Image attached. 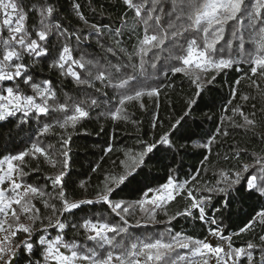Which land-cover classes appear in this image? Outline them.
I'll return each instance as SVG.
<instances>
[{
    "label": "trees",
    "instance_id": "obj_1",
    "mask_svg": "<svg viewBox=\"0 0 264 264\" xmlns=\"http://www.w3.org/2000/svg\"><path fill=\"white\" fill-rule=\"evenodd\" d=\"M19 2L28 13L26 27L32 38H36L35 31L41 27L38 9L44 5L55 10L45 21L50 32L49 39L42 43L46 44L48 54L40 57L25 54L23 58L32 82L41 86L44 81H49L48 87L55 96L48 101L49 113L29 112L25 116L18 112L4 119L11 145L0 149V159L30 151L34 143L48 154H30L21 165L26 174L20 182L37 187L44 194L31 199L35 206V218L30 220L33 252L30 254L22 247L18 248L13 264H45L44 246L38 243L45 233L48 237L61 235L65 241H75L82 252L96 248L82 227L85 220L120 224L128 229L126 235L117 237V241L124 242V247L113 249L105 245L103 249H97L100 255L107 251L121 253L132 241L149 234L164 233L169 237L177 232L192 231L191 235L202 237L207 227L219 229L222 236H228L232 249L249 251L251 264H264L261 258L264 241L260 240L264 236V225L260 223V217L253 221L257 213L264 211V196L248 189L246 179L249 175L257 176V183L264 179V75L259 71L253 75L251 63L238 62L223 71L205 73V81L198 88L190 75L173 71V68L183 65L171 57L182 55L183 51L177 47L170 54L167 48L171 43L162 52L156 49L149 52L144 57V70L137 67L134 72L132 66L141 63L136 50L137 37L143 35V25L135 16V10L129 8L124 0ZM252 2L248 0L249 4ZM74 4L79 5V9L74 8ZM163 6L166 12L170 11L171 0H164ZM145 7H151L150 2ZM246 21L243 20L242 25L238 21H229L224 26L225 32L229 27L234 30L242 28ZM167 22L165 17V27ZM3 32L2 35L5 34ZM202 35L189 31L178 38V43L187 47V41L196 38L202 44ZM65 45L72 49L74 59L82 58L85 62L84 68L74 65V70L89 83L81 84L72 76L62 74L66 73L67 65L64 70L55 66ZM157 55L159 59H156ZM113 65L120 66L121 70L117 72ZM100 72L105 73V79L96 78ZM129 75L137 78L133 86L117 88L121 79ZM212 76L215 79L209 83ZM16 86L25 95H34L31 85L24 84L22 80L2 82L3 88ZM153 88L158 92L155 96L144 95L138 100L125 101L123 105L119 103L124 95H134L135 90L147 92ZM93 100L97 103L92 104ZM81 102L88 116L79 119L74 127L61 128L60 124ZM58 104H66L67 109L57 110ZM117 108H123V111L118 114L119 118L114 119ZM245 118L253 123L247 124ZM45 125L49 126V131L41 134ZM165 135L169 140L167 144L160 142ZM149 144L156 147L136 169L135 179L118 188L113 185L114 191L109 196L113 202L123 201L125 206H132L129 213H121L128 222L124 225L108 204L99 201V197L111 178L122 174L125 166L131 165ZM65 151L68 153L67 169H63L65 157L62 153ZM257 160L262 163H256ZM244 165H249L247 172L243 171ZM61 170L66 172L63 190L70 202H99L81 204L78 209L63 212L58 197L60 187L53 186L51 179ZM238 172L241 173L240 183L229 187V182L236 178ZM169 178L186 182V187L175 199L157 208L152 219L140 210L136 202L141 200L146 190L159 187ZM191 185L194 186L190 189L193 195L210 197L204 205L206 218L203 222L194 217L197 210H193L192 215H177L189 207L187 190ZM221 188L227 191H216ZM25 218L26 215L21 216L20 222L26 221ZM57 218L66 225L63 231L53 226ZM212 219H215V224L210 222ZM250 223L254 225L252 228L240 232ZM26 236L18 232L13 242L18 243ZM249 242L255 247L248 249ZM237 264H250L247 255L241 256Z\"/></svg>",
    "mask_w": 264,
    "mask_h": 264
},
{
    "label": "snow or ice",
    "instance_id": "obj_2",
    "mask_svg": "<svg viewBox=\"0 0 264 264\" xmlns=\"http://www.w3.org/2000/svg\"><path fill=\"white\" fill-rule=\"evenodd\" d=\"M149 2L151 7L146 8L145 5ZM124 3L129 8L135 10V16L139 18L140 23L143 25V35L142 37L139 35L137 37L138 45L136 50V54L141 58V63L139 66H132L134 72L137 67L141 71L144 70V64L146 63L144 57L149 52L153 49L162 52L165 50L166 45L171 43V47L167 48L170 54L177 47L183 51L182 55L171 57L177 59L183 65L182 67L173 68V71L176 73L184 72L186 75L191 74L194 77L193 83H197V87L199 88L200 75L189 73L188 69L194 66L201 73H208L220 72L232 67L235 62L231 58L233 41L228 40L226 44L229 53L228 58L224 56L226 51L225 46L217 47V45L224 39V26L229 21H238L242 25V21L246 19L249 27L259 37V39L255 40V51L245 53L243 35H238L240 32L239 28L233 31L232 36L240 41L241 54L250 57L251 73L256 75L259 71L261 75H264V0H253L251 4L248 3V0H171L172 7L167 12L163 6L164 0H142L140 3H134L133 0H124ZM73 7L79 9V5L74 4ZM54 11L53 7L44 5L38 9L41 17V27L35 31L36 38H32L29 29L26 27L28 13L21 6L19 0H0V13H3V20L0 21V24L8 31L7 38L0 41V81L22 80L24 84L31 85L34 93V95H25L20 91L19 86L0 89V120L14 116L18 112H22L25 116L29 112L40 115L49 113L48 101L55 96L51 88L48 87L50 82L44 81L43 87L33 83V78L28 73L27 65L23 62V58L25 54L36 57L48 54V48L42 42L49 39L50 27L45 21L49 17H52ZM165 17L168 18L166 27L163 24ZM81 19H83L82 16ZM189 31L202 33V44L196 38L189 39L187 47L178 43V38L184 36ZM117 33H120L119 29ZM108 50L111 51V49ZM159 58V55H157L156 59ZM129 59H131V56ZM66 65H68L66 73L62 72V74L72 76L78 83H89L81 79L80 74L73 69V65L84 68L85 62L82 58L80 60L74 59L72 49L68 45H65L60 50L55 66L64 70ZM155 66L153 63L152 67L155 68ZM113 67L116 68L117 72L121 70L120 66L113 65ZM96 78L103 80L106 78V75L104 72H100ZM136 79V76L129 75L127 78H122L116 87L119 89L132 87ZM214 79L215 76H212L208 82L211 83ZM157 94L158 92L154 88L147 92L135 90L134 95H124L119 103L123 105L125 101L138 100L144 95L155 96ZM36 97H39L40 102H37ZM243 99H247V97H243ZM96 103L97 101H92V104ZM141 106L143 107V105ZM66 109V104L57 105V110L64 111ZM122 111L123 108H117L116 113L113 114V118H119L118 114ZM86 116H88V111L83 107V102L76 104L73 114L67 116L63 123L60 124V127H74L79 119ZM245 121L247 124L253 123L252 120L247 118H245ZM179 123L177 121V124ZM48 131L49 126L45 125L41 134ZM160 142L167 144L169 142L168 136L161 137ZM64 143L67 144L68 141L65 140ZM155 147V144L147 145L137 155L131 165L125 166V171L122 174L111 178L110 184L106 185L104 192L99 197V201L108 204L111 211L120 217L124 225H127L128 222L121 213H129L132 206H125L123 201L113 202L109 199L110 194L114 191L113 185L118 188L130 179H135L134 174H138L136 173V169L144 163V157L151 153ZM30 154L48 155L43 147L34 143L30 151L21 152L18 155L5 157L3 160H0V216L4 217L3 220H0V232L7 233L0 239V264H12V257L15 255L16 248L22 247L30 254L33 252L34 245L30 242L33 226L32 224L21 223L20 219L24 215L29 220L35 218V206L31 204V199L36 196H42L44 193L37 187L24 185L19 182L20 178L26 174L21 165L24 164L25 157ZM62 155L65 157L63 169H67L69 166L67 151L63 152ZM17 161L19 164L14 163ZM256 163L259 164L262 161L257 160ZM55 166L56 164L53 162V167ZM248 169L249 165L243 166L244 172H247ZM222 175L224 174L222 173ZM65 176L66 172L61 170L54 178H51L53 186L60 187L58 197L62 202L63 212L78 209L81 204L99 202L92 200L70 202L63 190V179ZM240 176L241 173H236V178L229 182V187L239 184ZM246 179L248 189L258 191L261 196H264V179H261L260 183H257L258 177L255 175H249ZM225 180H227L226 175ZM3 185L7 186L4 187ZM183 188L184 185L175 184L169 178L167 184L163 185L161 189H157L155 192L152 189L148 190V192H153L151 198L148 197V192H145L144 198L136 202L137 206L141 211L146 212L154 219L153 214L155 210L175 199V195L179 194V191ZM216 191L224 192L227 189L221 188ZM188 197L191 201L190 206L185 209V212L177 213V215H192V210L198 209L199 218L204 220L206 218L204 205L210 197L196 199L191 191H188ZM146 205H150L151 207H145ZM52 207L54 208V206ZM17 208H19V212ZM257 216L261 218L260 223L264 225V211L257 213ZM210 222L212 224L216 223L215 219H212ZM5 224H7V229L4 227ZM253 226L251 223L245 225L244 228L240 229V232H244ZM54 227L63 231L66 225L57 218ZM82 227L88 234L87 239L94 241L96 248L87 249L85 252H82L81 246L77 245L75 241H65L61 235L56 236L54 239H45V237L41 236L38 243L44 246L43 258L45 264H78L80 261H85L87 264H178V261H185L188 257L179 255L177 249L186 250L191 257L202 258L203 264H209L211 257L216 258L217 264H229V261L232 264H236L243 255H247L250 264L252 261V254L246 252L243 248L232 249L229 244L226 251L219 245L213 246L204 240L182 235L179 232L171 235L168 240L163 238L164 233L160 234V238L135 239L119 255H114L113 251H107L105 255H100L97 249H103L105 245L113 249L124 247V242L117 241V237L122 234L126 235L128 233L127 227L110 222H93L91 220H85ZM18 232L25 233L27 236L20 244H14L12 238H15ZM211 234L214 236L221 235L217 229L212 230ZM260 240L264 241V236H261ZM254 247L255 245L251 242L247 245L248 249ZM261 258L264 260V253H262Z\"/></svg>",
    "mask_w": 264,
    "mask_h": 264
},
{
    "label": "rangeland",
    "instance_id": "obj_3",
    "mask_svg": "<svg viewBox=\"0 0 264 264\" xmlns=\"http://www.w3.org/2000/svg\"><path fill=\"white\" fill-rule=\"evenodd\" d=\"M3 20V13H0V21ZM240 29V32L238 35L242 34L243 35V38H244V49H245V53H249V52H254L255 51V40L259 39V37L256 35V32H254L248 25V21H246L245 24H243V27H238ZM3 30L5 31V34L2 35V32ZM234 29L233 27H229L226 32L224 33V39L220 42L219 45H217V47H220V46H225L226 48V44H227V41L228 40H232L233 41V50L231 52V58L235 61L234 63H238V62H246V63H250V57L247 56V55H242L241 52H240V41L238 39H235L233 38L232 36V33H233ZM4 33V32H3ZM8 36V31L5 27L2 26V24H0V41H2L3 39H6ZM224 56L225 58H228L229 57V53L227 51V48H226V51L224 53ZM68 67V65H67ZM73 69H74V65L72 66ZM189 73H196L198 75H200V81H199V84L203 83L205 80H204V76H205V73H201L200 70L198 69H195L194 66L189 68L188 69ZM193 79L194 77L189 74ZM2 82L3 81H0V89H3L2 87ZM44 85H41V87H43ZM6 88V87H5ZM37 99V102H40L39 100V97H36ZM11 145V142L8 140V132L6 130V127H5V124H4V120H0V149H3L7 146H10ZM5 158V157H4ZM4 158L0 159V160H3ZM14 163H17V162H14ZM6 167V165H5ZM172 179V178H171ZM169 180V179H168ZM168 180L160 185L159 187L157 188H154L152 189L153 192H155V190L157 189H161L163 185L167 184ZM173 180V179H172ZM20 182V181H19ZM173 182L175 184H182L184 185V188L186 187V182H176L175 180H173ZM22 183V182H21ZM24 184V183H22ZM25 185V184H24ZM4 187H6L7 185H3ZM193 185L190 186V188L187 190V196H188V191H190V189H193ZM183 188V189H184ZM149 190V189H148ZM148 190H146L145 192H148ZM182 191V189L179 191V193ZM144 192V193H145ZM153 192H148V197L151 198V196L153 195ZM178 194H176L175 196H177ZM186 196V197H187ZM196 199H201V197H197L195 195H193ZM142 198H144V194L142 195ZM141 198V199H142ZM190 199H189V206H190ZM15 207V206H14ZM193 210H197V214L194 215V217H197L199 218V211L198 209H193ZM192 210V211H193ZM9 217H10V214H9ZM27 218V216H26ZM25 218V219H26ZM259 217L256 215L253 219V221L257 220ZM4 217L3 216H0V220H3ZM199 220L201 222H203L204 220H201L199 218ZM21 223H24V224H30V220L27 218V220H23ZM144 224V222H139L137 224ZM136 224V225H137ZM55 225V223L53 224V226ZM4 227L7 229V224L4 225ZM47 226H44L43 228H45ZM58 229V228H57ZM215 228H207L206 227V230H205V234L202 236V237H197L196 234H193L191 235L192 231L191 232H179L181 233L182 235H186V236H192L193 238L195 239H200V240H204L205 242H208L210 243L211 245L213 246H216V245H219L221 247H223L226 251L228 250V247H229V242H228V236H214L212 235V230H214ZM60 230V229H58ZM219 230V229H217ZM220 232V231H219ZM196 233V232H195ZM7 233L6 232H0V239L3 238L4 235H6ZM161 234V233H160ZM160 234L158 235H154L152 234L153 236H150V234L146 237H139L137 239H145V238H160ZM196 235V236H195ZM43 237H45V239H54L56 236H53V237H48V234H43L42 235ZM223 237V238H222ZM165 240H168L170 238V236H166L164 235L163 237ZM13 239V238H12ZM26 238H23L21 241L25 240ZM21 241H19L18 243H14V244H20ZM11 246V245H9ZM18 250V248L15 249V253L16 251ZM63 250V249H62ZM246 252H249V251H246ZM177 253L179 255H185L188 257L187 260L185 261H178V264H203V259L200 258V257H191L189 253H187L186 250H183V249H177ZM114 255H119L120 253H113ZM14 257V256H13ZM12 257V258H13ZM5 259H7V257H5ZM78 264H87V262L85 261H80L78 262ZM209 264H217V260L215 257H211L210 260H209ZM229 264H232L231 261H229ZM237 264V262H236Z\"/></svg>",
    "mask_w": 264,
    "mask_h": 264
},
{
    "label": "water",
    "instance_id": "obj_4",
    "mask_svg": "<svg viewBox=\"0 0 264 264\" xmlns=\"http://www.w3.org/2000/svg\"><path fill=\"white\" fill-rule=\"evenodd\" d=\"M15 258H16V253H15L14 257L12 258V264L14 263Z\"/></svg>",
    "mask_w": 264,
    "mask_h": 264
}]
</instances>
